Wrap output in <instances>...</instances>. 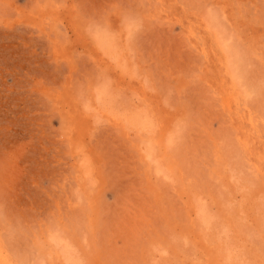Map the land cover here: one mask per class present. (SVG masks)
<instances>
[{
    "label": "rangeland",
    "instance_id": "obj_1",
    "mask_svg": "<svg viewBox=\"0 0 264 264\" xmlns=\"http://www.w3.org/2000/svg\"><path fill=\"white\" fill-rule=\"evenodd\" d=\"M74 262L264 264V0H0V264Z\"/></svg>",
    "mask_w": 264,
    "mask_h": 264
},
{
    "label": "bare ground",
    "instance_id": "obj_2",
    "mask_svg": "<svg viewBox=\"0 0 264 264\" xmlns=\"http://www.w3.org/2000/svg\"><path fill=\"white\" fill-rule=\"evenodd\" d=\"M116 61V60H115ZM105 93V92H104ZM105 97V96H104ZM136 115V114H135ZM121 123V122H120ZM72 259V258H71ZM73 262V261H72ZM74 264H77L76 262H74Z\"/></svg>",
    "mask_w": 264,
    "mask_h": 264
}]
</instances>
